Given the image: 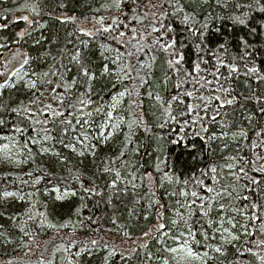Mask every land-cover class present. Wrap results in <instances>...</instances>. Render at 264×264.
I'll use <instances>...</instances> for the list:
<instances>
[{"label":"trees","instance_id":"trees-1","mask_svg":"<svg viewBox=\"0 0 264 264\" xmlns=\"http://www.w3.org/2000/svg\"><path fill=\"white\" fill-rule=\"evenodd\" d=\"M23 1L26 0H0V23L8 25L7 28L0 29V43H7L8 48L22 47L31 56L38 57L31 64V69L37 72L48 71L50 66L61 72L70 69L67 73L69 83L79 72L78 66L71 61V56L80 50L89 70L97 75L92 86L91 98L94 103L85 110L93 112L94 122L90 129L98 128L105 121L111 97L129 88L131 74L128 70V59L125 54L117 51L118 36L126 40L136 35V32L141 36L138 43L144 55L146 72L138 88L140 103L135 111L126 101L125 122L121 129L107 141L94 139L91 135L95 145L91 153L78 156L61 145L58 142L60 122L57 120L55 125H49L56 128L57 141L45 144L50 149L48 154H41L38 145H29L32 152L29 154L27 149H23V163L14 166L0 161V264H68L69 260L73 264H105V257L107 264H160L165 256L164 248L172 244L173 239L181 233L188 234L182 221L179 226L172 224L173 220L178 219L177 201L184 203V198L179 196L178 186L174 182H162L164 172L178 176L181 180L189 179V193L195 190L201 196H208L210 194L205 189L194 187L190 178H200V170L209 164H224L225 156H238L247 160L248 175L255 177L260 183L249 184L245 188L243 185L246 181L242 179L236 185L237 192L249 199H224L222 202L233 203L237 208L247 205V215L251 216L255 211L260 219L246 221L243 216H235L229 211V216H235L237 227L231 229L227 223L224 227L230 228L240 239L221 246L220 234L214 233L208 227V218L202 217L196 210L191 224L192 231L197 234L196 240L200 243L192 240V248L199 253L208 252L211 259L206 260L205 264H260V260L252 253L264 255V246L257 245V241L264 240V233L260 231V226L264 223V174L252 171V161L257 156L262 157L256 160V164L264 166V136L255 135L264 127V115L260 113V109L264 108V79H257V75L264 77V54H255L254 66L258 69L257 74H246L247 68L237 59L239 71L233 73L229 79H224L229 76V69L223 65L218 66L219 84L212 75L217 68L215 56L228 62L233 56L239 57L242 54L239 39L241 36L250 45L264 52V28H261L264 13L258 10L255 0H229L227 7L218 4L217 0H196L195 3L193 0H139L138 3L136 0H122L120 9L115 7L114 0H27L28 4H37L41 13L32 19L38 23L31 25H24L21 19L12 20V13L19 10V4ZM152 1L154 4L159 3L161 7L154 9V22H149L145 6ZM177 2L184 5L186 12L195 11L200 23L205 22V17H208L209 28L205 34L204 45L209 51L206 54L201 52L200 56L202 61L209 62L201 61L199 72L194 70L197 62L194 43L186 39L188 33L183 31L180 23L183 13L172 15ZM236 3L252 4L253 7L237 9ZM244 12L249 13L247 25L233 24L228 18ZM112 13L117 17L110 27L106 24L103 27L98 26L92 36L80 31L81 21L96 20L101 24L96 15L107 16ZM160 13L167 15L162 16ZM68 17L75 19H67ZM39 24H44L45 27L40 28ZM151 24L153 25L150 29ZM169 26L173 31H168ZM104 28L108 31H104ZM153 28L158 31H153ZM251 28H257V33H251ZM21 29L31 32V36L25 38L26 43L13 44L16 32ZM173 37L185 44L180 49L184 62L180 65L179 74L168 67L167 57L171 50L165 51L162 47ZM36 40H40V44H35ZM81 41H87L88 46L85 47ZM220 43H226L227 52L218 50ZM101 45L105 47L101 48ZM101 52L107 60L101 56ZM105 63L108 64L111 75L101 78L100 71ZM120 69L124 71L120 72ZM165 76L168 77L166 82ZM50 78L53 79L52 87H55L56 78ZM83 82L84 78H81L73 89L75 95L85 90L81 87ZM178 83L179 88L176 86ZM221 85L228 88L229 92H216ZM59 91L63 92V89ZM186 92H192L193 95L187 96ZM157 94L163 99V107L155 99ZM31 95L30 92L25 93L22 87L19 91L2 89L0 101L7 103L11 98L15 102L24 100L27 104ZM51 95V92H45L48 97L46 103H53L55 107ZM175 95L179 99L172 102V115L177 119L171 120L166 118L164 107H167L168 101ZM214 95H219L221 99L213 100L205 113L204 101L198 97ZM231 97H236V100L229 105L226 100ZM221 103L224 104L222 108L219 107ZM188 104L201 105L197 111L203 117V126L208 128L206 134L201 133L205 140L194 135L200 131L201 124L192 125L191 121L197 112L188 113ZM99 105H104L103 113L95 112ZM10 106L15 107L16 103ZM217 109L219 115L212 122L211 117L216 115ZM136 110L140 118L136 117ZM182 113L185 115H181ZM0 118L9 122L6 126H0V135H13V123L28 126L27 122L19 120L11 113H0ZM184 120L189 121L186 127L187 137L180 139L184 136V133L179 132ZM129 123H132L131 130ZM161 124H164L163 128L159 127ZM240 129L248 133L247 138L237 136L233 140L232 133H237ZM222 132H228V137L207 141L208 136L213 133L220 136ZM73 134L70 132L64 138L65 143L70 142ZM126 134H130V141L126 140ZM27 135L33 133L29 131ZM172 140H178V143H170ZM254 141L257 144L255 149L252 148ZM20 144L23 145V140H20ZM193 144L196 145L195 149L192 148ZM224 144H228V148L221 152ZM121 150L125 152L122 157ZM54 152L60 155H52ZM157 164L161 171L156 170ZM105 167L111 170L105 172ZM116 171L121 173L118 180ZM30 172L31 176L28 175ZM227 172L224 169L225 175ZM148 174H151L150 178ZM210 175L205 178V183L209 186L212 185ZM37 177H41L40 182L33 183ZM113 181L116 186L110 187ZM222 182L234 183L231 180ZM55 188L67 189L75 195L57 199ZM85 188H92L93 191L86 192ZM217 189L219 190V185ZM5 191L16 192L17 196L6 199L2 196ZM174 191L177 192L175 196L172 195ZM20 196L24 199H19ZM192 199L189 195L188 200ZM252 203H256L259 208L251 209ZM179 210L187 215L185 209ZM219 215L221 214L214 211L210 218L218 221ZM159 223L165 224V228L158 229ZM245 223L250 236H245L240 228V224ZM203 232L208 233V240H204L201 234ZM145 233L148 235L145 236ZM92 240L97 241L96 245L91 244ZM207 245L221 247L224 254L216 253ZM246 248H250L251 252L244 251ZM237 249L241 251L238 252ZM78 252L79 256L76 255Z\"/></svg>","mask_w":264,"mask_h":264},{"label":"snow or ice","instance_id":"snow-or-ice-1","mask_svg":"<svg viewBox=\"0 0 264 264\" xmlns=\"http://www.w3.org/2000/svg\"><path fill=\"white\" fill-rule=\"evenodd\" d=\"M138 3L139 0H136ZM196 0H193V3H195ZM229 0H225L224 7L228 6ZM122 0H114V5L117 9L121 8ZM217 3H220V0H217ZM255 4L258 6V10L262 13H264V0H255ZM63 6V5H61ZM169 6L171 7L172 4L169 2ZM22 9L28 10L33 16H40V9L37 4H27L21 6ZM151 7L153 8H160L161 5L159 3L151 4ZM252 4H241L236 3L235 8L242 9V8H252ZM135 10V9H134ZM183 13L182 19L180 20L181 25L183 26V31L188 33V36L186 39L191 40L194 43V47L197 52V62L194 64V70L196 72H199L201 70V61L202 57L200 56L201 52H204L205 54L209 51L205 45H204V39L206 31L209 28V24L207 22L208 17H205V22L200 23L197 20V14L195 11L193 12H186L184 5L180 4L179 2L176 3L174 12L172 13L173 16H177L179 14ZM153 15H156V13H153ZM160 15L165 16L167 13H160ZM233 24L236 25H247L248 24V18L249 13L244 12L241 15H230L228 17ZM19 19L27 22L29 25L35 23H38V21H33L29 19L28 15H21ZM67 19L74 20V17H68ZM63 22V19H62ZM197 24H199V27H197ZM7 24H0V29L7 28ZM40 28H44V24H39ZM261 28H264V23L261 24ZM81 32H83L87 36H92L93 33L88 31L87 29H80ZM104 31H108L107 28H104ZM153 31H158V29L153 28ZM168 31H173L172 27H168ZM219 31V30H217ZM257 28H251V33H257ZM123 35V33H121ZM31 36V32L26 31L25 29H21L20 31L16 32L15 38L12 40L13 44L20 45L21 42L26 43V37ZM43 39V37L41 38ZM240 44H241V55L239 57L233 56L231 61L225 62L220 56H215L216 59V71L212 73V75L217 79V83L219 84L220 77L218 75L219 73V67L220 65H223L229 69V76L224 77L225 80L229 79L233 73H237L239 71L238 66L236 64V60L239 59L244 63V66L247 68L246 74H257L258 69L254 66V59L255 54L261 53V49L256 48L254 45H250L249 42L241 36L240 38ZM199 41V42H196ZM40 40H36L35 44H40ZM81 43L87 47L88 42L87 41H81ZM177 44H179V48H177ZM104 45H101V48H104ZM165 51L171 50L169 52V60L167 61L169 69H175L177 74L180 72V65L184 62V55L180 51V49L185 47V44L182 41H178L175 37H173L170 42L166 43L162 46ZM8 48L7 43H0V49ZM251 48V51L249 50ZM218 50H223L224 52H227V45L226 43H220L218 45ZM213 55H215V52H213ZM101 56L107 60V57L104 56V53L101 52ZM5 60L2 65H0V89H13L16 91H19V89L22 87L25 90V93L30 92L32 95L28 97L27 104L24 102V100H19V102H15L11 98L7 103L0 101V113H11L14 114L19 120L23 122H27V127L21 126L20 123H13L12 126V133L13 135H4L0 137V139L10 141V144H3L0 145V151H3L7 154V158H11V148L20 146V140H23V149H27L28 153L31 154L32 149L29 147V145H40V153L41 154H48L50 152L49 147H45L44 144L48 142H56L57 136H56V128L55 127H49V125H55L56 121L59 120L60 124V139L59 143L63 145L64 147L70 148L73 152L76 151V144H81L84 147H87L88 144H90V138L88 134V129L90 128L91 124L94 122L92 120L93 112L92 111H85L89 106L93 105L94 101L92 100V86L93 81L97 79V75L95 72H91L89 70V67L86 65L84 58L82 57L81 51L77 50L74 55L71 56V61L74 62L78 68L79 72L77 73V76L73 77L71 79V82L69 83L67 80V73L70 71V69H65V71L61 72L59 69H55L54 66H50L48 71L43 72H37L34 69H31V64L34 60L38 59V57H33L30 55L27 51H20L19 49H13L11 50V53H5ZM119 57H117L118 59ZM155 60V57L152 58ZM203 63H208L209 61L203 60ZM113 63H116V61H113ZM251 65V66H250ZM148 67H151V65H148ZM120 72L124 71L123 69L119 70ZM139 74V73H138ZM106 75H111V71L109 69V66L107 63H105L100 71V77H104ZM119 75V72H118ZM50 77L56 78V86L52 87L53 85V79ZM81 78H84L83 84H81V87H83L85 90L83 92H80L79 95H75L73 93V89H75L80 81ZM168 77L165 76V82L167 81ZM257 79H264V77H261L257 75ZM141 80H143V77H141ZM208 83H211L210 81ZM45 85L48 87L45 88ZM19 86V87H18ZM178 88L180 87L179 83L176 85ZM63 89V92H60L59 89ZM43 89V90H42ZM49 91L51 92V99L55 102L56 106H53V103H46V100L48 99L47 96H45V92ZM228 93V88H223L221 85L216 89V92ZM127 94V91H123L118 93L116 96L112 97V104L108 106V110L106 113V121L100 125V137L104 139V141H107L109 138H111L113 135H115V130L120 127V123L113 122V111L115 110L117 104L120 102V98H123ZM151 95V93H150ZM185 95L192 96V92H186ZM155 99L161 103V107H163V99L162 97L157 94ZM179 99L178 95L172 96L171 100L168 101L167 107H164V113L167 119L176 120L177 118L172 115V102ZM198 99L204 101L203 109L204 112L207 113L210 105L212 104L213 100H220L221 97L219 95L209 96L207 98L201 96L198 97ZM236 100V97H231L226 100V103L231 105ZM183 103V101H180ZM12 103H16L15 107H11L10 105ZM224 104L221 103L219 107H223ZM187 112L193 113L194 111L197 112V114L193 117L191 123L192 125H195L197 123L201 124V129L199 132H195L194 135L196 137H199L201 140H205V136L201 135V133H207L208 128L203 126V117L199 116L198 109L201 107L199 104H188L187 106ZM216 115H213L211 117V121H216V116L219 115V109L215 110ZM96 113H103L104 112V105H99L95 108ZM79 113V115H77ZM260 113L264 115V108L260 109ZM181 115H185L182 113ZM251 120V117L248 118ZM75 121V123H73ZM9 122L6 121L3 118H0V126H6ZM122 123V118H121ZM133 123H136L135 121ZM189 125L188 120H184L183 124L180 126L179 132L184 133V136L180 137V139H185L187 137L186 133V127ZM111 128L112 131L107 132L105 135L104 129L105 128ZM129 129L132 128V123L128 124ZM159 127L163 128L164 124L159 125ZM78 129H81L78 131ZM147 131V129H145ZM33 133V135H27L28 132ZM74 133L73 140L75 143H65V137L69 135V133ZM256 137L264 136V127H261L259 131L255 133ZM243 137L247 138L248 133L240 129L237 133H232L233 140L236 139V137ZM228 137V132H222L220 136H217L215 133L213 135L207 137V141H214L217 139H225ZM126 140L130 141V134H126ZM172 144L178 143V140H172L170 141ZM264 143V141H262ZM94 147V146H93ZM196 145L193 144L192 148L195 149ZM257 147L256 142L254 141L252 143V148L255 149ZM228 148V144H224L223 148H221V152H223L225 149ZM94 154V153H93ZM125 154L123 150L120 152V156L122 157ZM54 156H59L60 154L58 152L52 153ZM80 156L85 155V151H80L78 153ZM226 162L221 165H217L215 163L209 164L206 168L200 170V178L192 177L190 178L193 181L194 187H201L206 190L207 193L210 195L208 196H201L197 191L193 190L189 193L188 191V185H189V179L181 180L180 177L175 176L173 174H170L168 172H164L162 182L163 180L168 181L169 183H175L178 186V194L179 196L184 198V203H181L179 200L177 201L178 209L176 212V215L178 219H175L172 221L173 225L179 226L180 222L182 221L184 226L187 228L188 235L192 238V240L195 243H200V241L196 240V233L192 231V218L195 214V211L198 210L199 214L207 219V224L209 228L213 229L214 233H219L221 236V240L225 243H232L234 241H238L240 239V236L234 234V232L231 229H235L237 227V221L235 219V216H243L246 221H257L260 219V217L256 214L254 211L251 216L247 215L248 212V206L245 205L244 208H237L233 205V203L225 204L222 202L224 199H228L229 201H239V200H248V196H241L237 192L236 185L239 184V182L244 179L246 183L243 185L245 188L249 186V184L252 185H258L260 181H258L255 177L248 175V169L246 165H248V161L245 160L243 157L238 156H225L223 158ZM262 157L257 156L256 160H260ZM256 160L252 161V171L258 172L261 174H264V166H258L256 164ZM18 163H22L23 161H17ZM63 162V161H62ZM224 169H227V175L224 174ZM238 169V171H237ZM111 169L108 167H105L104 171L108 172ZM157 171H161L159 164H157ZM212 181V185L209 186L207 183H205V178H209ZM29 176L32 175V173H28ZM117 180L120 178L121 173L119 171H116L115 173ZM149 178L151 177V174H148ZM41 177H37L33 183H39ZM76 179H79L78 177ZM225 180H231L234 181V183H223L222 181ZM23 183H27V181H22ZM183 185V187H179L180 185ZM217 185H219V190L217 189ZM83 187V185H81ZM110 187H115L116 182L113 181L112 184L109 185ZM135 187V185H133ZM86 192L93 191L92 188H85ZM54 191L58 193L57 199H62V197L59 195V188H55ZM235 193V196H234ZM31 195V194H29ZM68 195H75L74 192L69 193L65 192L64 196ZM172 195H177V192L174 191ZM189 195L193 198L191 201L188 200ZM2 196L4 198L7 197H16V192H9L5 191L2 193ZM19 199L23 200L24 197L20 196ZM183 208L186 210L187 215L183 212H181L179 209ZM259 206L256 203L251 204V209L257 210ZM220 213L219 219L213 220L211 219V215L213 212ZM232 212L235 214V216H229L228 212ZM43 215V214H41ZM32 217L30 216L29 219ZM162 218V217H161ZM225 223L231 226V229L228 227H224ZM215 225V227H214ZM52 226V225H50ZM165 224L159 223L158 229H164ZM240 228L243 229V234L245 236H250L251 233L248 231L247 224H240ZM260 231L264 233V223L260 226ZM204 237V240H208V233L203 232L201 233ZM148 233H145V236H147ZM184 234L181 233V236ZM214 238V237H213ZM97 241L92 240L91 244L96 245ZM258 246H264V240L257 241ZM207 247L212 248L213 251L216 253H221L222 255L223 250L221 247L216 246L213 248L212 245H207ZM81 251H85V249H81ZM170 253H184V256L182 259H195L200 260L202 264H205V258L211 259V257L208 256V252H204L203 254L198 253L193 250V248L189 245V242L187 239L184 240L183 244L179 248H169L167 249ZM238 252H240V249H237ZM244 251L251 252L250 248L244 249ZM114 253H110L112 255ZM253 255L257 256V258L260 260V264H264V255H260L259 253H252ZM77 256L80 255L78 252L76 254ZM68 264H73L72 260L68 261ZM105 264H107V257H105ZM164 264H168V261L165 260Z\"/></svg>","mask_w":264,"mask_h":264},{"label":"rangeland","instance_id":"rangeland-1","mask_svg":"<svg viewBox=\"0 0 264 264\" xmlns=\"http://www.w3.org/2000/svg\"><path fill=\"white\" fill-rule=\"evenodd\" d=\"M2 2H4V0H2ZM25 3H27V0L25 2L23 1V3L19 4V6H22ZM224 3H225V0H220L219 4L224 5ZM151 4H154V1L148 3L147 6H145V9H146V13L148 15L147 19L149 20V22L150 21L154 22V20H153V18H154L153 11H154L155 8L151 7ZM21 15H28L29 19H31V20L33 18H35L33 15L30 14V12L28 10L22 9V7H20L19 10H15L12 13V20L16 21L17 19H19L18 17H20ZM98 15L102 16V19L99 20L102 25L98 24L99 22L96 21V20H91V21L90 20H84V21H81V23H79V29H87L90 32H94V31L98 30V26H102L103 27V25H105V24L106 25L107 24L111 25V23L114 22V21H111V18L113 16L117 17L113 13L109 14L107 16L104 15V14L103 15L102 14H98ZM96 17H97V15H96ZM22 23L24 25L28 24L27 22H25L23 20H22ZM152 25L153 24L150 25V29L152 28ZM159 26H160V23H159ZM149 36H150V34H149ZM123 38L118 36V38L116 40V42L119 45L118 48H117V51L118 52L120 51V52H122V54H125L127 56V59H128V70H129V73L131 74V79H130V82H129L130 83L129 84V88L120 91V92H123V91L126 90L127 94L123 98H120V102L117 104L115 110L113 111V117H114L113 122L120 123V127L115 130V133L118 132L121 129L122 125L125 122L124 121L125 120L124 112H125L126 101H127L128 104L131 105V108H133V111H135L136 107L140 103V101H138L139 94H140L138 88H139V85H140V83L142 81L141 77H143V75L146 72V66H145V63L143 61L144 55H143L142 49L140 48V45L138 43V40L141 41V36L138 35L137 32H136V35L130 36L129 40H126V39H123ZM13 49H19L20 51H25L24 48H22V47H17V48L9 47L8 49H4V50L0 49V54H1L0 65L3 64V62H4L5 58H6L5 57V53L10 54L11 50H13ZM169 52H168V55H169ZM169 58H170V56L167 57V61L169 60ZM0 70H2V69H0ZM135 86H136V88H135ZM120 92L115 93L113 96H116ZM112 97L110 99L109 106L112 104ZM137 113L138 112L136 110V117L140 118L139 117L140 115L137 116ZM121 118H122V123H121ZM105 121H106V118H105ZM100 130H101L100 126H98V128H96V129H90L89 128V133H88L89 134V138L92 135L94 139L101 138L102 140H104L99 135ZM109 131H112V129L110 127L109 128H105L104 129L105 135ZM2 136H4V135H0V137H2ZM73 136H74V134L71 136V140H70L69 143H75V141L73 140ZM90 141L91 142H90V144H88L87 147H84L81 144H76V151L74 153L76 155H78V153L80 151H85V154L91 153L94 150L95 145L93 143V139L92 138H90ZM3 144H10V141L0 139V145H3ZM38 146L41 147L40 145H38ZM44 146H45V144H44ZM78 156H80V155H78ZM23 160H24V151H23V148H22L21 144H20V146L11 148V158L10 159L7 158V154L5 152L0 151V161H4V162H6L8 164H11V165L15 166V165L21 164V163H18L17 161H23ZM66 191L70 193V191L67 190V189H59V195L62 198L66 197V196H64V193ZM54 194H55V196L57 198L58 193L56 191H54ZM11 198H14V197H7L6 199H11ZM185 239L188 240L189 245L192 247V238L188 234H184L183 236L180 235V236L174 238L173 239V243L168 245V246H166L164 248L165 256L161 260L160 264H164L165 260L168 261V264H202V262L200 260H195V259H191V258H189L187 260L182 259V257L184 256V253H181V252L170 253L169 251H167V249H169V248H179L183 244ZM114 240L116 241V239H114ZM220 244H221V246H223L226 243L223 242L221 240V238H220ZM201 254H203V253H201ZM208 256L210 257V255H208ZM206 260H208V258H205V262H206Z\"/></svg>","mask_w":264,"mask_h":264},{"label":"water","instance_id":"water-1","mask_svg":"<svg viewBox=\"0 0 264 264\" xmlns=\"http://www.w3.org/2000/svg\"><path fill=\"white\" fill-rule=\"evenodd\" d=\"M97 19L98 20H101L102 19V16H100V15H98L97 16ZM116 20V17L115 16H113L112 18H111V21H115ZM110 26V24H107V27H109ZM1 82V81H0ZM1 93H2V89H0V95H1Z\"/></svg>","mask_w":264,"mask_h":264}]
</instances>
